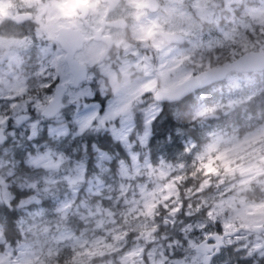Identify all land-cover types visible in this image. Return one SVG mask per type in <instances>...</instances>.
<instances>
[{
  "label": "snow or ice",
  "instance_id": "6c2138e0",
  "mask_svg": "<svg viewBox=\"0 0 264 264\" xmlns=\"http://www.w3.org/2000/svg\"><path fill=\"white\" fill-rule=\"evenodd\" d=\"M26 3L11 20L24 34L0 46L44 58L0 91V264H264V119L188 139L174 161L148 151L166 107L186 98L200 124L264 108V0ZM93 63L113 83L132 78L108 98ZM218 83L227 92L206 101Z\"/></svg>",
  "mask_w": 264,
  "mask_h": 264
},
{
  "label": "trees",
  "instance_id": "16d2710c",
  "mask_svg": "<svg viewBox=\"0 0 264 264\" xmlns=\"http://www.w3.org/2000/svg\"><path fill=\"white\" fill-rule=\"evenodd\" d=\"M217 96L213 99H216ZM206 99L208 101H211L210 95L206 96ZM247 115L253 116V120L251 121V123H256L257 121L264 119V108L260 107L259 104H257L255 106L254 112H249L246 114L241 111L240 113H238V116L242 121V123L239 125H236L234 123L236 116L230 118L229 122L221 118L210 119L204 124H200L197 121H192L190 123H179L176 120L178 118L179 120L182 119L184 113L179 110H175L173 112V118L176 120H172L170 117L165 116L159 121L157 130L154 133V139L150 142L148 149L150 158L154 160L165 159L167 161H174L181 155V153H183L186 141L188 139H191L199 144L203 142L206 133L214 128L226 127V130L230 131L232 127L235 126L240 127L241 131H243L244 124L248 122L246 119ZM160 125L163 126L162 129ZM177 127L182 129V133L176 132ZM173 136H175V139H172ZM89 138L94 143L99 141L106 150H111L113 153L119 154L122 151L121 147L117 146V142L112 141V138L107 134H104L103 136L93 134ZM70 147H72V142H69V144L65 145V148ZM71 155L75 158L79 157V153L76 152H72ZM17 159L19 161L20 169L22 172L31 171L27 167V165L23 164L22 158L17 157ZM88 159L89 161H93V157H89ZM16 191L20 192L21 190L16 189ZM24 194H27L25 190ZM53 201V199L48 200L47 198H45L44 200H42L41 206L50 209Z\"/></svg>",
  "mask_w": 264,
  "mask_h": 264
},
{
  "label": "flooded vegetation",
  "instance_id": "af4514ba",
  "mask_svg": "<svg viewBox=\"0 0 264 264\" xmlns=\"http://www.w3.org/2000/svg\"><path fill=\"white\" fill-rule=\"evenodd\" d=\"M257 0H248V6H256ZM29 5L26 3V0H0V41L14 40L21 37L25 28H21L13 23L12 19H18L23 15L27 14V9ZM214 27V26H213ZM207 31V27L205 29ZM131 29L129 28L127 33L121 38H130ZM16 54L19 59L9 63V56ZM84 55L88 57V52L85 51ZM43 54L38 49L31 50H17L14 48L0 46V87L3 85L15 86L18 81H23L31 76L33 68L43 59ZM90 59H95L91 58ZM105 60L109 59V53L105 54ZM112 63H115V57L112 59ZM89 67H96V64H90ZM96 71L99 73V68L96 67ZM130 76H125L123 74H118L115 76L116 83H113V78H109L107 73H99L98 80L101 83H98L97 88H103L107 92L108 88L111 89V92L114 93L119 85L123 84L126 80L131 79ZM36 81L29 80L30 85H35ZM2 84V85H1ZM9 90L8 92H10ZM217 94L213 93L210 95L211 100L216 97ZM103 101L104 104L107 103L105 98L102 96L98 101H95L98 106L101 105ZM235 263V262H234Z\"/></svg>",
  "mask_w": 264,
  "mask_h": 264
},
{
  "label": "clouds",
  "instance_id": "9594fccd",
  "mask_svg": "<svg viewBox=\"0 0 264 264\" xmlns=\"http://www.w3.org/2000/svg\"><path fill=\"white\" fill-rule=\"evenodd\" d=\"M116 52H117L116 49L110 50V52H109V59H112L113 57H115L116 56ZM224 59H226V54L221 57V60L219 62L222 63L224 61ZM212 62H213V64H215L218 61H216L215 58H213V61ZM213 88L215 89V91H213ZM227 90L228 89H227V84L226 83H218V84L214 85L212 88H209L204 93V95L205 96H208V95H212L213 93H216V94H219L220 95L222 91L226 93ZM106 95H107L108 98H111V96L113 95V93L111 92V89L110 88H108V90L106 92ZM100 98L101 97H98V99H100ZM206 101H207V99H206ZM197 103H198V101L193 96V97L186 98L185 100L181 101L177 105H172V106L166 107L165 111L170 116H172V120H176V119L173 118V112L175 110H179V111H181V112L184 113V116H183L182 119H180L178 121L176 120V121L179 122V123H190V122L193 121L192 120V106L195 105V104H197Z\"/></svg>",
  "mask_w": 264,
  "mask_h": 264
},
{
  "label": "rangeland",
  "instance_id": "374dc122",
  "mask_svg": "<svg viewBox=\"0 0 264 264\" xmlns=\"http://www.w3.org/2000/svg\"><path fill=\"white\" fill-rule=\"evenodd\" d=\"M2 85V84H1ZM16 87L15 86H8V85H3V87H0V91H3L5 93H7L9 90H13L14 88ZM219 98V94L217 96L216 99ZM106 105V104H105ZM231 131V130H230ZM20 151L24 153L25 157L27 155V148H26V145H22L21 148H20ZM33 152H34V149H33ZM159 160V159H158ZM24 164V163H23ZM27 192V190H25ZM28 194V193H27ZM65 195H70V192L65 188V189H61V192H60V198L63 199L65 197ZM48 200H52V198L48 197L47 198ZM42 202V201H41ZM57 201H53L52 202V205H51V208L49 210H53L55 205H56ZM91 227V225H90ZM235 264V263H234Z\"/></svg>",
  "mask_w": 264,
  "mask_h": 264
}]
</instances>
